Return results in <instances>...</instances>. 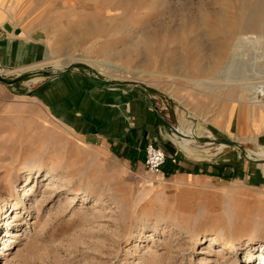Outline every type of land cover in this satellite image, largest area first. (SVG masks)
<instances>
[{"label": "rangeland", "instance_id": "obj_1", "mask_svg": "<svg viewBox=\"0 0 264 264\" xmlns=\"http://www.w3.org/2000/svg\"><path fill=\"white\" fill-rule=\"evenodd\" d=\"M15 5L51 55L42 65L0 66L7 80H0V264H264V164L244 155L264 158V123L242 127L239 118L252 106L245 91L229 94L231 86L215 77L244 37L256 42L235 56L240 86L263 80L264 0ZM70 70L141 88L159 109L177 108L194 126L183 130L236 142L184 145L191 160L224 156L225 179L174 185L165 172L134 171L82 141L40 99L52 75ZM254 106L264 119V96ZM233 156L241 174L229 172Z\"/></svg>", "mask_w": 264, "mask_h": 264}, {"label": "crops", "instance_id": "obj_2", "mask_svg": "<svg viewBox=\"0 0 264 264\" xmlns=\"http://www.w3.org/2000/svg\"><path fill=\"white\" fill-rule=\"evenodd\" d=\"M19 1L22 0H0V66L11 69L45 64L51 55L41 31L30 26L23 19L21 8H16ZM101 82L97 76L77 70L55 73L41 89V103L52 119L71 129L82 141L107 148L134 171L145 170V146L155 141L178 155L179 169L169 175L173 176L174 185L193 188L203 180L225 179L224 156L212 162L186 156L184 145L192 141H181L183 137L172 126L182 130L194 126L188 125L177 108L163 110L159 104V109L153 96L141 88L125 89ZM256 104H252L247 115L240 116L242 127L248 122L260 129L264 123ZM191 129L183 131L189 134ZM230 162L229 172L241 174L243 163L235 156ZM249 163L244 166L246 170L252 169Z\"/></svg>", "mask_w": 264, "mask_h": 264}, {"label": "bare ground", "instance_id": "obj_3", "mask_svg": "<svg viewBox=\"0 0 264 264\" xmlns=\"http://www.w3.org/2000/svg\"><path fill=\"white\" fill-rule=\"evenodd\" d=\"M206 20V19H205ZM246 20V19H245ZM226 21V20H225ZM224 21V22H225ZM249 23V22H248ZM207 24V23H206ZM226 24V23H225ZM251 24V23H250ZM247 25V24H246ZM241 27V26H240ZM91 28V27H90ZM93 28V27H92ZM235 28V27H234ZM252 28V26H251ZM242 31V30H241ZM91 32V31H90ZM243 32V31H242ZM234 33V32H233ZM232 33V34H233ZM245 33V32H244ZM227 34V33H226ZM231 34V35H232ZM234 35V34H233ZM243 36V35H242ZM224 37V36H223ZM238 41H240L239 43H233L230 49V53H229V61L228 63L217 73V75L215 76L216 78H219V80H223L226 81L225 84H227L228 86H231L230 89H228L229 94H233L235 92V88L234 87H240V89H242L243 91H245L247 99L249 102L253 103H257L259 100V96H264V75H261L258 78H262L263 80L258 79V81H252L248 84H252V85H246L245 87H241L239 81H241L242 78H240L237 73L238 71L235 69V67L238 65V63H236V58L235 56L238 55L239 52V48L241 46H243L244 44L247 43V41L251 40V39H247L245 40L244 37H238L236 38ZM252 41V40H251ZM260 42H262V40H259ZM257 41V42H259ZM252 42H256V41H252ZM224 44V43H223ZM222 45V44H221ZM228 50V49H227ZM228 56V55H227ZM258 56L260 57V59L264 60V51L258 53ZM66 60H72V57H65ZM65 60V61H66ZM64 61V62H65ZM61 62V61H60ZM60 62H56L55 66H59L61 63ZM92 64L96 65L98 64V61H91ZM58 64V65H57ZM111 73V72H109ZM114 73V72H113ZM112 74V73H111ZM115 75V74H113ZM117 76V75H116ZM121 76V75H120ZM250 79V78H249ZM250 104V103H249ZM258 112V111H257ZM179 132L183 133L184 135H187L189 137H185L184 141H186L185 143L191 142L194 138V133H195V128L191 129V132H189V134L185 133L181 128L178 129ZM177 136V135H176ZM180 136H178L179 138ZM183 137V136H182ZM221 147L223 146V144L220 145ZM251 156V155H250ZM37 172V171H35ZM16 176V174H15ZM14 176V177H15ZM3 185V184H2ZM16 204V203H15ZM11 241H14L13 239Z\"/></svg>", "mask_w": 264, "mask_h": 264}, {"label": "built area", "instance_id": "obj_4", "mask_svg": "<svg viewBox=\"0 0 264 264\" xmlns=\"http://www.w3.org/2000/svg\"><path fill=\"white\" fill-rule=\"evenodd\" d=\"M176 156V154L167 153L157 142L149 141L145 146L144 165L148 172L164 175V166L166 162L170 160L176 163Z\"/></svg>", "mask_w": 264, "mask_h": 264}, {"label": "water", "instance_id": "obj_5", "mask_svg": "<svg viewBox=\"0 0 264 264\" xmlns=\"http://www.w3.org/2000/svg\"><path fill=\"white\" fill-rule=\"evenodd\" d=\"M0 80L3 82H7V80L5 79L4 75L0 72ZM166 122V120H164ZM172 128L174 129L175 132H177L179 135L183 136V137H189L187 135H184L183 133L179 132L178 129H176L174 126H172ZM194 139L198 140V141H202V142H216V143H220L223 145H229V146H234L236 145V142L232 141V140H228L225 138H211V137H202V136H197L194 133L193 136ZM245 157H247V159L249 161H253V162H257V163H264V158H260V159H253L252 157H248L246 154H244Z\"/></svg>", "mask_w": 264, "mask_h": 264}, {"label": "trees", "instance_id": "obj_6", "mask_svg": "<svg viewBox=\"0 0 264 264\" xmlns=\"http://www.w3.org/2000/svg\"><path fill=\"white\" fill-rule=\"evenodd\" d=\"M179 169L177 163H173L172 161L168 160L164 166V172L167 176L175 173Z\"/></svg>", "mask_w": 264, "mask_h": 264}]
</instances>
